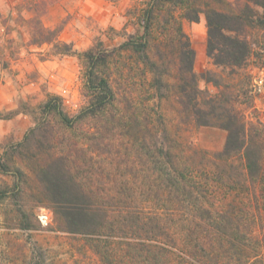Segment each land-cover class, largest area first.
<instances>
[{
    "label": "trees",
    "instance_id": "16d2710c",
    "mask_svg": "<svg viewBox=\"0 0 264 264\" xmlns=\"http://www.w3.org/2000/svg\"><path fill=\"white\" fill-rule=\"evenodd\" d=\"M202 14L208 56L243 66L254 53L248 31H264V0H145L141 32L119 45L59 50L85 65L89 103L72 117L58 96L37 108L8 155L28 173L15 168L0 199L25 194L23 183L48 205L53 231L71 239V264H264V128H246L231 93L199 88L182 19ZM190 124L226 131L223 148H199L184 136ZM0 170L10 167L0 160ZM17 212L20 229L37 231Z\"/></svg>",
    "mask_w": 264,
    "mask_h": 264
},
{
    "label": "rangeland",
    "instance_id": "374dc122",
    "mask_svg": "<svg viewBox=\"0 0 264 264\" xmlns=\"http://www.w3.org/2000/svg\"><path fill=\"white\" fill-rule=\"evenodd\" d=\"M144 1L0 0V160L10 167L6 173L0 170V191L17 182L15 168L28 173L26 163L17 155L8 159L10 145L22 140L33 126L37 108L52 96L47 91L51 81L42 76L38 65L53 55H76L79 58L77 54L58 52L67 48L75 50V45L86 39L92 41L86 50L98 42L113 48L123 42L127 34L141 32L137 16ZM76 22L83 24L87 34L75 28ZM182 27L194 51L193 67L199 88L222 97L231 93L230 106L237 111L246 128L259 126L258 123L264 128V31H248L247 38L254 53L243 66L235 67L218 66L208 56L207 23L203 14L198 21L183 18ZM46 45L50 47L43 53L39 51ZM86 50L75 51L82 53ZM208 78H214L220 85L216 86ZM42 96L45 99H41ZM169 118L177 124L174 114L169 113ZM183 127L187 130L184 136L201 149L219 151L224 146L227 136L224 130L194 128L191 124ZM20 186L27 191L25 194L14 199L7 193L0 199V264L7 261L5 253H9L17 264H33L40 261L38 255L43 251L49 254L44 259L47 264L58 259L71 264V239L66 233L53 231L54 217L48 205L34 199L25 184ZM20 207L29 215V222L37 225V231L18 227L20 215L17 208ZM40 208L51 213L47 225L38 219Z\"/></svg>",
    "mask_w": 264,
    "mask_h": 264
},
{
    "label": "clouds",
    "instance_id": "9594fccd",
    "mask_svg": "<svg viewBox=\"0 0 264 264\" xmlns=\"http://www.w3.org/2000/svg\"><path fill=\"white\" fill-rule=\"evenodd\" d=\"M75 28L87 34V30L84 29L82 23L76 22ZM91 43L90 39H86L83 43L76 44L75 50H86ZM47 47L50 46L46 45L39 51L43 53ZM38 67L42 76L47 77L51 81L47 91L61 98L63 109L69 117L77 115L81 109L88 105L90 96L86 94L87 89L85 88L86 69L80 58L76 55H53L45 62L40 63ZM41 99H45V97L42 96ZM37 216L41 224L47 225L50 221L51 213L45 208H40Z\"/></svg>",
    "mask_w": 264,
    "mask_h": 264
},
{
    "label": "crops",
    "instance_id": "0c3cea01",
    "mask_svg": "<svg viewBox=\"0 0 264 264\" xmlns=\"http://www.w3.org/2000/svg\"><path fill=\"white\" fill-rule=\"evenodd\" d=\"M13 121V120H12Z\"/></svg>",
    "mask_w": 264,
    "mask_h": 264
}]
</instances>
